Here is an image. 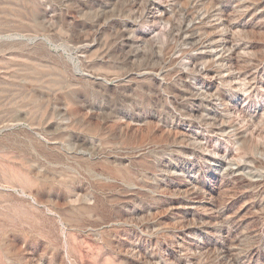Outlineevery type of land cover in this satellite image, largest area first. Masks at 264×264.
Here are the masks:
<instances>
[{
    "label": "rangeland",
    "instance_id": "1",
    "mask_svg": "<svg viewBox=\"0 0 264 264\" xmlns=\"http://www.w3.org/2000/svg\"><path fill=\"white\" fill-rule=\"evenodd\" d=\"M0 264H264V0H0Z\"/></svg>",
    "mask_w": 264,
    "mask_h": 264
}]
</instances>
